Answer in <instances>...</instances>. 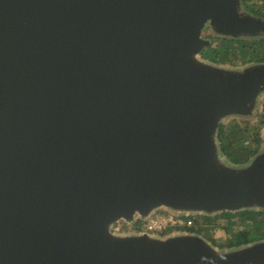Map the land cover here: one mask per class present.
I'll list each match as a JSON object with an SVG mask.
<instances>
[{
	"label": "water",
	"instance_id": "95a60500",
	"mask_svg": "<svg viewBox=\"0 0 264 264\" xmlns=\"http://www.w3.org/2000/svg\"><path fill=\"white\" fill-rule=\"evenodd\" d=\"M264 37L242 0H0V264H264V240L112 232L164 210L264 211V149L231 163L264 64L202 58Z\"/></svg>",
	"mask_w": 264,
	"mask_h": 264
},
{
	"label": "trees",
	"instance_id": "16d2710c",
	"mask_svg": "<svg viewBox=\"0 0 264 264\" xmlns=\"http://www.w3.org/2000/svg\"><path fill=\"white\" fill-rule=\"evenodd\" d=\"M244 10L264 19V0H242ZM202 58L216 65L239 70L251 64H264V37L231 38L215 36L211 46L201 53ZM264 129V105L257 122L231 121L218 129V141L222 153L236 165L246 164L256 156L262 146ZM195 225L176 231H190L202 235L219 249H231L264 240V211L244 210L236 213L223 212L215 216L190 217ZM200 223L197 222L200 220ZM222 230L226 238L221 242L207 235L209 230ZM172 229L164 231L167 235ZM205 233V234H204Z\"/></svg>",
	"mask_w": 264,
	"mask_h": 264
},
{
	"label": "built area",
	"instance_id": "2783aa9c",
	"mask_svg": "<svg viewBox=\"0 0 264 264\" xmlns=\"http://www.w3.org/2000/svg\"><path fill=\"white\" fill-rule=\"evenodd\" d=\"M195 225L194 220L190 217L170 215V214H159L156 213L150 218L144 221H138L136 223V231L141 233L149 234H162L168 229L176 231L177 229L189 230ZM186 230V231H187ZM126 225L124 223L115 224L112 228V232L116 234L125 233Z\"/></svg>",
	"mask_w": 264,
	"mask_h": 264
},
{
	"label": "rangeland",
	"instance_id": "374dc122",
	"mask_svg": "<svg viewBox=\"0 0 264 264\" xmlns=\"http://www.w3.org/2000/svg\"><path fill=\"white\" fill-rule=\"evenodd\" d=\"M215 36L216 35L214 34V32L212 31V29L210 27L205 28V30L203 31V37L206 38V39H208V40L213 39V37H215ZM263 105H264V96H262L260 98V100L258 102V105L255 108L254 115L252 117H249V118L232 117V118H229V119L225 120L224 124H226L228 122H231V121H234V120L239 121V122L247 121V122H251V123L254 124L255 122H257V119H258L259 115L262 113ZM262 137H263V143H262V146H261V149L260 150H263L264 149V129L262 130ZM157 213H159V214H164V213L165 214H170V213H168V212H166L164 210H160ZM198 216H201V215H193V216H190V217H195L197 219ZM200 221H201V219L198 220L197 222L200 223ZM136 223L137 222H135L132 225H126V231H125V233H128V232L129 233H139V232L136 231L137 230L136 229ZM185 232L186 233H192L190 231H172L170 234H167V235H162V234H152V235H155V236L157 235V236H160V237H166V236H169L171 234L185 233ZM207 235H210L211 237L215 238L219 242H221L223 239H225L227 237L226 234H225V232L222 231V230H219V229L214 230V231L213 230H209V233ZM199 236H201L202 238H204L202 235H199ZM210 243L212 244V242H210ZM220 250H232V249H220Z\"/></svg>",
	"mask_w": 264,
	"mask_h": 264
}]
</instances>
